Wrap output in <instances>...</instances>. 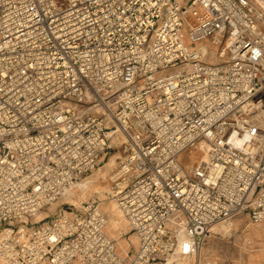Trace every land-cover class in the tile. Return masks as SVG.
Masks as SVG:
<instances>
[{"label":"built area","instance_id":"obj_1","mask_svg":"<svg viewBox=\"0 0 264 264\" xmlns=\"http://www.w3.org/2000/svg\"><path fill=\"white\" fill-rule=\"evenodd\" d=\"M111 152L130 255L97 197L29 226ZM241 214L264 223V0H0V264H188Z\"/></svg>","mask_w":264,"mask_h":264},{"label":"rangeland","instance_id":"obj_2","mask_svg":"<svg viewBox=\"0 0 264 264\" xmlns=\"http://www.w3.org/2000/svg\"><path fill=\"white\" fill-rule=\"evenodd\" d=\"M121 157V154L111 152L91 174L86 175L82 184L88 182L86 186L88 189L82 193L83 200L81 202L97 197L100 200L99 204L103 203L99 208L108 217L109 235L114 239L118 253L124 257L134 251L136 240L126 221H122L119 211L113 209L114 204L110 202L112 200L106 198L109 188L108 175L117 166ZM186 157L187 164L195 163V159L188 163V154ZM186 157H184V161ZM95 190L96 192H94ZM64 202L69 205L77 203L65 199L56 204L54 203L33 216L29 220V226L30 223H37L46 218H54L56 214L65 209V206L62 205ZM219 224L223 225L216 232L210 231L205 236L199 251L188 264H264V223L250 224L248 217L241 214ZM224 228L226 229L224 230Z\"/></svg>","mask_w":264,"mask_h":264},{"label":"bare ground","instance_id":"obj_3","mask_svg":"<svg viewBox=\"0 0 264 264\" xmlns=\"http://www.w3.org/2000/svg\"><path fill=\"white\" fill-rule=\"evenodd\" d=\"M201 50L203 51V52H205L206 51V48L205 47H202L201 48ZM214 56V53H212V58H211V60H214L213 57ZM115 156V154L113 155V157ZM188 158H189V160H188V163L193 159H195V162L200 158V154H198V153H190V154H188ZM117 159H119V157H117ZM114 160V159H113ZM186 161H187V157H186V160H185V163H184V165L186 166V167H188V166H191L192 164H187L186 163ZM115 164V163H114ZM82 182H83V180L78 184V186L76 187V190L75 191H70L69 193H68V195L65 197V200H67V201H70V202H72V203H75V202H77V203H79L80 201H82L83 200V196H81L82 195V193L83 192H85V190H87L88 188L86 187L87 186V184H88V182H86V183H84V184H82ZM92 192V191H91ZM94 192H96V190L94 191ZM111 203H113L114 205V208L115 209H117V206H116V204H115V202L114 201H110ZM56 204V203H55ZM100 205H103V203L102 204H99V206ZM118 210V209H117ZM119 211V210H118ZM40 213V212H39ZM120 213V212H119ZM38 214V213H37ZM120 216H121V218H122V221L124 222L125 220H124V218L122 217V215H121V213H120ZM223 224H219V225H214V226H212V228H211V230L210 231H213V232H216L217 231V229L220 227V226H222ZM226 228H224V230H225ZM107 232H108V235H109V220H108V230H107ZM110 236V235H109ZM136 240V239H135Z\"/></svg>","mask_w":264,"mask_h":264},{"label":"crops","instance_id":"obj_4","mask_svg":"<svg viewBox=\"0 0 264 264\" xmlns=\"http://www.w3.org/2000/svg\"><path fill=\"white\" fill-rule=\"evenodd\" d=\"M113 209L115 210L114 206H113Z\"/></svg>","mask_w":264,"mask_h":264}]
</instances>
